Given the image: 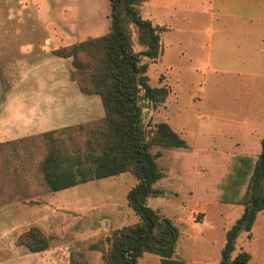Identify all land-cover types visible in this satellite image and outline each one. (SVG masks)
<instances>
[{
	"label": "rangeland",
	"instance_id": "rangeland-1",
	"mask_svg": "<svg viewBox=\"0 0 264 264\" xmlns=\"http://www.w3.org/2000/svg\"><path fill=\"white\" fill-rule=\"evenodd\" d=\"M147 1L142 16L168 29L160 33L164 60L160 54L149 63L147 74L151 85L167 86L170 96L154 109L144 108L143 122L165 121L168 116L167 122L188 145L180 152L195 154L192 146L198 155L218 159L221 153L257 155L260 142L247 129L232 125L221 130V113L263 107L256 98L263 93L264 78L248 73L264 67V54L261 60L245 52L235 59L234 54L224 53L221 59V38L228 36L224 31L240 22L239 13L250 12L248 0ZM109 15L108 0H0V142L18 140L0 146V264H68L72 249L83 250L88 264H103L100 252L89 250V243L109 235L113 227L138 219L128 207V193L135 184L130 173L47 195L38 170L45 153L42 132L95 126L104 116L100 97L82 93L71 79V58L58 57L54 50L107 33ZM129 26L132 47L138 50L143 32ZM221 64L229 69L227 73H221ZM234 68L241 72L232 73ZM182 191L190 197L147 200L162 216L172 220L171 213L180 211L187 219L183 226L176 225L180 233L173 258L181 264L217 263L225 231L241 208L207 200L217 203L191 209L187 200L197 198L191 190ZM33 224L45 226L51 239L48 250L31 252L15 244V237ZM258 224L250 244L246 242L250 233H240L236 250L244 246L254 264H264V215ZM140 264L161 263L158 256L145 253Z\"/></svg>",
	"mask_w": 264,
	"mask_h": 264
},
{
	"label": "trees",
	"instance_id": "trees-1",
	"mask_svg": "<svg viewBox=\"0 0 264 264\" xmlns=\"http://www.w3.org/2000/svg\"><path fill=\"white\" fill-rule=\"evenodd\" d=\"M145 1L108 0L107 33L54 50L58 57L71 58V79L82 93L100 97L104 116L95 126L79 124L40 134L45 147L38 167L42 181L46 191L54 192L122 173L133 176L128 206L138 220L88 245L100 252L103 264H139L144 253L158 256L161 264H181L173 258L178 228L147 200L190 197L182 189L191 190L197 199L243 206L225 231L215 264H248V251L233 252L237 237L251 230L264 209V138L257 155L221 153L218 159L177 151L188 145L166 121L143 122V109L156 108L169 95L167 86L151 85L147 74L149 63L161 54L160 33L166 27L142 16ZM130 24L143 32L138 50L132 47ZM17 142H0V146ZM15 243L31 252L51 247V239L37 226L21 232ZM88 263L83 250H70L68 264Z\"/></svg>",
	"mask_w": 264,
	"mask_h": 264
},
{
	"label": "crops",
	"instance_id": "crops-1",
	"mask_svg": "<svg viewBox=\"0 0 264 264\" xmlns=\"http://www.w3.org/2000/svg\"><path fill=\"white\" fill-rule=\"evenodd\" d=\"M147 3H148V1H145L141 6V14L143 16H144V7H145V5H147ZM248 3L251 6L250 12L242 13V14L239 13L238 17L242 18L239 20L240 22H237L238 24L234 27V29L228 27L229 30L224 31V33L227 34L228 36L221 38V59H223L224 53H226V54L228 53V57L230 56V54H234L233 58L235 59L236 56H238V55L240 58V55L244 54V52L248 53L249 57L252 56V58L256 59V60H261L263 58V54H264V46H263L264 45V0H248ZM167 30L168 29L164 30L163 32H165ZM164 56H165V51L161 45V58L163 60H164ZM161 63L163 64L164 67H166V68L169 67V65L167 66V64H165L163 62H161ZM258 68H259L258 71L253 72V73L249 72L248 74L249 75L252 74V76H254V77H261L262 76L264 78V67H258ZM228 71H229V69H224L223 64H221V73L225 74ZM239 71L241 72V70L239 68H234L231 70V72L235 73V74H238ZM258 94L259 95L257 96L256 99L258 100V102L263 104V107L257 108L255 105L254 106L255 108L250 109V112L247 110L246 112L242 111L240 113H225V114L221 113V130L223 131L224 128H222V127H224V126L230 127L232 125H234V127L242 129V130L247 129L249 131V133L252 135V137L255 138V142H257V143L260 142V147H261V139L264 138V90H263V93L261 92ZM169 96H170V94L168 95V97ZM168 97H167L166 101L168 100ZM167 118H168V116L165 118L166 122H167ZM207 121H209V117H208ZM226 129H228V128H226ZM261 134H263V137L259 139L258 136ZM191 150H193V152H195V154H197V152L199 151L192 146H191ZM260 150H261V148H260ZM177 151H180V149H178ZM44 193H48L47 195H50V193H52V192L45 191ZM43 197L45 198L46 196L43 195ZM159 197L166 199L163 196H159ZM44 198H43V200H40V201H38V199H37V201L35 202V204H36L35 206H37V207L40 206L44 202ZM4 202L6 203V201H4ZM187 202L192 203L191 209L194 208V205H198L200 207L201 204L208 205L211 203H213V204L217 203V202L201 200V199H188ZM227 204L230 207L237 206L238 209L241 208V211H239V212H240V214L242 213V211H243L242 205H238V204H234V203H227ZM154 208H157V207H154ZM200 211H202V213H204L203 208ZM171 214L173 215L172 221L175 225L179 224L180 226H183V221L187 220V219H185L184 214L182 215L180 211H178L177 213H171ZM239 215H238V217H239ZM260 215H264V209L258 212L257 217L254 221V224H253L251 230L249 231L251 237H249L248 240L246 241L248 244H250L251 240L253 238H255L253 233L256 230V228L259 227L258 221H259ZM163 217L170 218L168 215H163ZM137 220L138 219H136L134 222H136ZM134 222H132V223H134ZM196 222H198V221H196ZM193 223L194 222H191V224H193ZM126 224H131V223L121 224L118 227H120L122 225H126ZM30 226H37V227L41 228L43 231H44V227H45V226H39V225H34V224L30 225ZM29 227H27V229ZM115 228H117V227L111 228V232ZM178 232L180 233L179 229H178ZM240 235L237 237L236 243L239 241ZM15 240H16V237L14 239V242H15ZM246 242H245V244H246ZM19 246H22V245H19ZM177 246H178V243L176 241L175 249L177 248ZM240 249H242V248L240 247L238 250H236V244H235V250L233 252V255H235ZM243 249H245L246 251H248L250 253V251L247 250L244 246H243ZM144 254L140 258L139 264H140V261L143 260ZM250 255H251V257H250L248 264H254L253 263V255L251 253H250ZM158 260H159V257H158ZM148 261L157 262V259L156 258H148ZM159 262H160V260H159ZM209 264H215V263H209Z\"/></svg>",
	"mask_w": 264,
	"mask_h": 264
}]
</instances>
